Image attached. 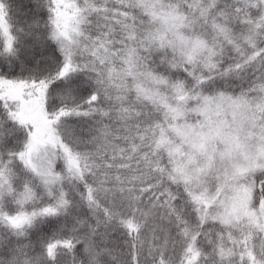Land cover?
<instances>
[{
  "label": "snow or ice",
  "instance_id": "snow-or-ice-1",
  "mask_svg": "<svg viewBox=\"0 0 264 264\" xmlns=\"http://www.w3.org/2000/svg\"><path fill=\"white\" fill-rule=\"evenodd\" d=\"M0 264H264V0H0Z\"/></svg>",
  "mask_w": 264,
  "mask_h": 264
}]
</instances>
